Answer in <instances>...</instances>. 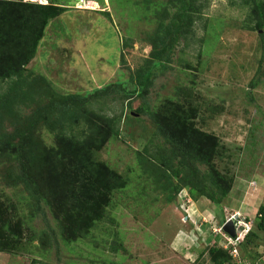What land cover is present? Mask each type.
Wrapping results in <instances>:
<instances>
[{
    "label": "rangeland",
    "instance_id": "rangeland-1",
    "mask_svg": "<svg viewBox=\"0 0 264 264\" xmlns=\"http://www.w3.org/2000/svg\"><path fill=\"white\" fill-rule=\"evenodd\" d=\"M59 1L69 9L47 26L27 65V82L38 85L42 94L33 92L34 100L22 102L25 113L56 92L88 95L111 83L130 89L131 74L153 49L156 25L149 15L155 11L167 21L181 8L177 0ZM197 3L202 12L193 33L173 43L172 60L156 68L145 97L134 94L128 100L121 91L92 103L122 116L119 138L112 137L97 158L126 176L129 184L113 192L104 217L87 233L72 230L67 239L68 232L60 233L47 207L45 214L36 212L27 189L10 177L18 170L14 154L0 156L1 210L13 203L24 221L22 249L0 252V264H30L33 258L37 264H207L206 247L226 245L227 234L219 229L227 217H248L255 228L264 205V38L260 30L246 27L249 6L241 0ZM8 85L0 81V91ZM168 100L192 103L198 108V127L219 137L221 156L215 162L234 179L221 206L206 197L187 201L188 188L168 202L166 174L159 168L144 171L138 151L149 143L155 125L136 109L147 103L160 111ZM31 143L35 151L41 144L54 146L56 138L40 125ZM241 254L247 262L253 256L264 260V231L256 229Z\"/></svg>",
    "mask_w": 264,
    "mask_h": 264
},
{
    "label": "trees",
    "instance_id": "trees-1",
    "mask_svg": "<svg viewBox=\"0 0 264 264\" xmlns=\"http://www.w3.org/2000/svg\"><path fill=\"white\" fill-rule=\"evenodd\" d=\"M177 1L180 11L170 20L165 21L164 15L155 11L149 15V21L156 25L153 49L145 63L131 74L130 89L123 83H111L88 95L56 92L36 101L33 111L25 113L22 102L27 98L34 100L33 92L41 91L38 85L35 88L27 82V65L36 56L47 26L69 7L59 0H0V81L9 82L7 89L0 91V156L14 154L18 165L15 175L10 176L14 185L23 184L35 200L36 212L44 213V207L49 209L60 233L68 232L67 239H71L72 230L78 231L76 235L87 233L104 217L113 192L129 184L126 176L97 158V152L112 137L119 138L122 116L109 115L92 103L121 91L128 100L134 94L145 97L153 85L156 68L172 60L173 43L193 33L196 17L202 12L199 0ZM241 2L249 6L246 27L264 30V0ZM102 12L110 15L109 11ZM260 35L264 38V32ZM136 111L147 114L155 125L149 143L138 153L140 160H144V171L159 168L161 174H166L168 202L176 201L178 193L188 188L194 201L206 197L221 206L234 179L218 168L215 160L221 156L220 139L198 127V108L187 101L170 100L160 111L152 110L147 103ZM40 125L54 133L56 144L48 148L41 144L34 151L31 136L39 132ZM75 127L80 128L78 132ZM41 147L42 151H38ZM10 206L2 210L0 207V252L22 249L24 221L18 208L13 203ZM257 219L255 228L264 231V205L260 206ZM224 220L221 218L219 224ZM255 228L252 226L238 244L236 257L223 246L204 248L209 257L207 264H264L263 259L255 256L251 263L247 262L241 254L247 238L255 235ZM37 263L38 259L33 258L30 264Z\"/></svg>",
    "mask_w": 264,
    "mask_h": 264
},
{
    "label": "built area",
    "instance_id": "built-area-1",
    "mask_svg": "<svg viewBox=\"0 0 264 264\" xmlns=\"http://www.w3.org/2000/svg\"><path fill=\"white\" fill-rule=\"evenodd\" d=\"M226 220L234 221L235 227H236V235L235 236H230V235L226 236L227 242H226L225 247L230 248L231 254L234 257H236L239 254L238 244L245 239L246 235L252 229L253 221L250 219H246V217H244L240 214H235V213H233L229 217H227ZM220 226H222V225H220ZM219 231L225 235L223 227H220Z\"/></svg>",
    "mask_w": 264,
    "mask_h": 264
},
{
    "label": "water",
    "instance_id": "water-1",
    "mask_svg": "<svg viewBox=\"0 0 264 264\" xmlns=\"http://www.w3.org/2000/svg\"><path fill=\"white\" fill-rule=\"evenodd\" d=\"M260 31H261V33L264 32L263 29H261ZM223 229L225 232H227L231 236H235V234H236L235 224L232 220L225 222L223 225Z\"/></svg>",
    "mask_w": 264,
    "mask_h": 264
},
{
    "label": "clouds",
    "instance_id": "clouds-1",
    "mask_svg": "<svg viewBox=\"0 0 264 264\" xmlns=\"http://www.w3.org/2000/svg\"><path fill=\"white\" fill-rule=\"evenodd\" d=\"M184 191H185V189H182V190L179 192L181 197H182V194H181V193L184 192ZM185 193H186V196H185V197L187 198L186 200L189 201V200L191 199V198H190V195H189L188 192H185ZM178 195H179V194H178ZM183 198H184V197H183ZM185 210H186V209H185ZM186 212H187V214H189V212H188L187 210H186ZM188 216L191 217L190 215H188ZM187 218H188V217H187ZM191 219H192V218H191ZM246 219H248V218L246 217ZM233 222H234V221H233ZM223 224H224V223H223ZM223 224H221V225H223ZM234 224H235V223H234ZM235 228H236V227H235ZM224 233H226L227 235H229V234H228L227 232H225V231H224ZM235 235H236V234H235ZM230 236H231V235H230ZM223 247H224L225 249H228V248L225 247L224 245H223Z\"/></svg>",
    "mask_w": 264,
    "mask_h": 264
},
{
    "label": "crops",
    "instance_id": "crops-1",
    "mask_svg": "<svg viewBox=\"0 0 264 264\" xmlns=\"http://www.w3.org/2000/svg\"><path fill=\"white\" fill-rule=\"evenodd\" d=\"M179 236V235H178Z\"/></svg>",
    "mask_w": 264,
    "mask_h": 264
}]
</instances>
